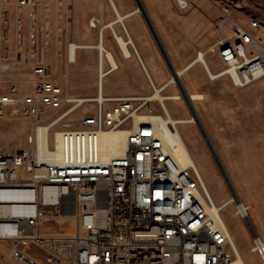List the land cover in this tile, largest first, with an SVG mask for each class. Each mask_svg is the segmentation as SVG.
Instances as JSON below:
<instances>
[{
  "label": "built area",
  "instance_id": "1",
  "mask_svg": "<svg viewBox=\"0 0 264 264\" xmlns=\"http://www.w3.org/2000/svg\"><path fill=\"white\" fill-rule=\"evenodd\" d=\"M15 1L29 9L46 0ZM179 12L191 10V0H174ZM234 1H226L213 29L220 37L213 45L221 68L212 77L198 51L183 69L188 72L201 62L211 79L229 78L238 88L264 79V29L257 35L236 21ZM8 19V13L0 10ZM100 19L92 18L97 25ZM251 26L260 28L258 21ZM18 31L23 23H16ZM227 32V33H225ZM224 33V34H223ZM29 46L19 42L11 54L0 53V116L10 110L33 120L28 146L0 147V245L15 264H227L237 252L230 231L223 221L226 205L216 203L195 166H180L174 158L163 130L154 127L160 117L148 94L88 96L94 112L75 116L78 95L68 92V81L49 68L46 53L47 29L33 26L28 33ZM72 43L69 44V46ZM132 54L136 49L130 46ZM104 68L112 71L105 59ZM28 78L19 71L28 70ZM178 69H175L177 71ZM172 75L164 84L177 87ZM152 90L155 85L152 83ZM101 94V84L98 85ZM140 119H148L143 133H136ZM106 121H117L119 130H127L126 145L116 164H102L89 147L93 131L106 128ZM46 132H43V131ZM59 130L85 134L89 157L74 152V143L63 147ZM108 130V129H107ZM237 214L252 234V251L264 264V238L253 229L250 207ZM57 216L72 218L75 230L70 234H49L43 225ZM252 222V224H251ZM39 248L43 257L30 252ZM0 264H4L0 258Z\"/></svg>",
  "mask_w": 264,
  "mask_h": 264
},
{
  "label": "rangeland",
  "instance_id": "2",
  "mask_svg": "<svg viewBox=\"0 0 264 264\" xmlns=\"http://www.w3.org/2000/svg\"><path fill=\"white\" fill-rule=\"evenodd\" d=\"M208 1L210 3L206 2V4H199L201 1L195 4L192 1L193 6L190 10L192 17L187 19V23L190 26L187 38H193L194 40L195 38L201 37L204 38V43H206L220 37V33L213 29V25L212 29H210V23L211 21L213 23L214 19L217 18L220 8L226 1H234L237 4V6L232 8L231 12L232 17L236 21H240L247 29L257 35L261 34L262 29H264V0ZM4 4L5 3L0 4V10H2L1 8H3ZM6 11L8 13V19H5L0 14V53L10 52L8 54H11L16 50L18 43L15 45L14 40H8L7 38H17L21 36L20 38H22L21 40L23 42L21 47H23L25 43V38L28 41L27 46H29L28 33L32 27H24L21 31H18L16 23L21 21V19L14 21L12 26L11 21L15 15L22 12L24 13L25 7L18 9L11 3L6 6ZM253 21H258L260 28L252 27L251 23ZM122 29L124 31V28ZM150 34L157 48L165 54L167 65L173 72L175 68L164 49L161 37L159 36L160 38H158L160 39L159 44L153 37L151 31ZM48 40L50 43L46 53L47 64L54 74L66 79L68 67L77 64V62L68 61L69 44L73 42L87 44L89 42H86L84 38H48ZM11 49H13L12 52L10 51ZM59 52L62 54L64 60L62 64L60 63L62 72H59L57 69ZM114 52L118 56V50L116 48ZM78 54H83L89 63H97L99 60V50L97 48H78L77 56ZM133 60L134 59H131L129 61L131 62ZM206 60L215 73L222 66L218 60L217 53L211 50ZM151 62L152 68L154 69H151L153 74L154 72L160 75L167 74V67H164L160 63L154 52L151 53ZM176 62L180 63V60H176ZM126 70L134 74L132 79L136 85H134V87L143 90L121 92V86L123 87V84L119 81L121 77L117 74L120 70L117 69L105 77L107 84L105 93L124 96L150 94L153 92L149 83L143 81L138 76V68L131 65V67ZM19 72L22 73L23 78H28L29 69ZM90 73V70L87 69L86 75L90 76ZM182 79V87L187 92L188 90L191 92H201L206 96L203 99L195 100V104L192 103V106L196 114L198 113L202 124H204L210 133L222 160L233 178L239 195L246 203H248L246 195L252 198L254 195L257 198L255 206L250 208V216L255 227L264 230V197L263 193L259 195L255 190L259 181L264 191V79L247 87L238 88L229 78L211 79L207 71H203L202 64H196L190 71L182 75ZM82 81L83 83L87 82V78L82 79ZM177 85V87L170 86L164 90V93H180L181 86L179 84ZM88 87L90 88L91 86L89 85ZM6 91V83H0V93ZM68 92L78 96H95L97 95V87L95 86L92 91H78L75 89V86L71 84L70 86L68 85ZM89 92L91 94H89ZM166 103L175 118L185 119L193 114L191 107L187 104L185 99H168ZM85 104V106L83 105L75 111V116L83 115L86 112H94L95 106L93 103ZM154 105L161 114L165 115V110L159 103L155 102ZM32 125V119L25 118L17 111L10 112V110H8L5 115L0 116V147L9 145L28 146V135ZM178 127L202 177L212 189L217 201L223 203L231 195L230 187L221 174L201 134L199 125L197 126L192 122H182L179 123ZM237 177H240L241 182ZM236 207L235 204H231L224 210L226 223L232 230L230 231L234 235L247 264H263L261 258L250 250L253 242L252 234L247 224L242 219H239L240 217L237 214ZM43 228L47 233L53 235L60 233L70 234L75 230V221L72 218H68L67 220L50 219L45 222ZM10 245V242H4L0 245V258L4 264L16 263L5 249ZM30 252L41 257L44 255V253L35 246H31Z\"/></svg>",
  "mask_w": 264,
  "mask_h": 264
},
{
  "label": "crops",
  "instance_id": "3",
  "mask_svg": "<svg viewBox=\"0 0 264 264\" xmlns=\"http://www.w3.org/2000/svg\"><path fill=\"white\" fill-rule=\"evenodd\" d=\"M192 1L195 4H198L200 1L201 2L199 4H206V2L210 3L208 0ZM11 3L16 6V8L21 9L17 6L15 1L5 3L1 9L6 11V6ZM139 3L142 5L141 11L138 10ZM28 13L29 9L25 7L24 13L22 12L16 14L11 21L12 26L14 21L21 19L23 28L33 26L46 28L47 38H84L85 41L89 43H96L99 41V38H104L107 47L111 48L113 52L116 48L118 50V56L115 52L114 54L119 63L117 69L120 70L117 75L121 77L119 81L123 84V87L121 86V92L129 90H143L138 87H134L135 83L132 80L134 74L126 70L129 69L131 65L138 68V76L143 81L148 82L151 88L152 83L155 86H163L173 75L172 70L167 65L164 54L157 48L151 37V29L146 16L150 18L153 26L157 29L164 49L175 69H181L188 65L196 58L197 52L200 50L209 53L210 48L219 39L218 37L204 43V38L201 37L195 38L194 40L193 38H187L188 30L190 29L187 19L192 17L191 11L186 14L179 12L174 0H46L39 2L35 7V18L33 20L30 19ZM219 15L220 12L217 17ZM94 17L100 19V22L97 25L91 24V20ZM121 17H123V19H121ZM238 22L241 23L240 21ZM210 24V29H212V21ZM122 28H124V31ZM119 36L134 39L135 46L140 54V59L138 56H132L131 58H126L124 56L121 47H119V41L116 39L119 38ZM18 37L7 39L12 41L14 40V44L16 45V43L19 44V42L22 41V38H20L21 36ZM24 42L23 47L27 46L28 41L26 38ZM10 51L12 52L13 49ZM153 52L158 57L160 63L164 67H167L168 70L166 75H160L157 72H154L153 74L151 72V69H153L151 64V53ZM58 55L57 69L59 72H62L60 63L62 64L64 60L60 52ZM131 59L134 60L130 62L129 60ZM176 60H180V63H177ZM76 62V65L68 67L66 71L68 85L70 86L73 84L75 89L78 91H92L96 86L98 91V62L89 63L83 54H78ZM196 64L202 63L197 62ZM87 69L91 72L90 76L86 75ZM203 71H206L204 66ZM85 78H87V82L83 83L82 79ZM89 85L91 86L90 88L88 87ZM106 85V79H104V90L106 89ZM89 94L91 93L89 92ZM237 178L241 182L240 177ZM255 190L256 193H259V195H261L260 193H263L264 197L261 182L258 181V186ZM246 198L248 203H246L241 197V199L250 208L254 207L257 202V198L254 195L253 198L246 195ZM256 229L264 238V230H260L259 228ZM250 250L252 251V245Z\"/></svg>",
  "mask_w": 264,
  "mask_h": 264
},
{
  "label": "bare ground",
  "instance_id": "4",
  "mask_svg": "<svg viewBox=\"0 0 264 264\" xmlns=\"http://www.w3.org/2000/svg\"><path fill=\"white\" fill-rule=\"evenodd\" d=\"M123 19V17H121ZM122 21V20H121ZM103 37V33H102ZM119 41V44L122 50L123 54L130 55L132 54V50L130 48L131 45H133L136 49L137 56L140 59V54L138 52V49L135 46V42L133 38H123L122 36H119V38H116ZM157 42L160 44V39L156 38ZM78 48H97L99 50V60H98V70H99V83L101 84V94L91 96L95 98H99L100 100L104 97V87H103V80L105 77L116 70L118 68V61L113 53V51L107 47L104 38H99V41L96 43H77L73 42L69 46V53H68V61L69 62H76L77 60V49ZM211 51H213V46L210 48ZM142 57V56H141ZM207 66L208 70L211 73L212 77H216V73L213 71L211 66L209 65L208 61L206 60L205 56H201ZM105 59H107L111 65H112V71L109 73V71H106L104 68V62ZM193 61V60H192ZM196 64V63H195ZM207 71V70H206ZM184 69H178L175 71L173 69V81L176 82L181 86V92L180 93H174V94H166L164 93V90H166L168 87L166 85H163L161 87L155 86V89H153V92L148 94L152 100H158L161 103L162 108L165 110V115L160 113V117H154V127H157V130H163V133L167 136V139L170 143V150L176 159L177 163L180 166H195L196 170L198 171L199 175L201 176V179L205 185V187L208 189L209 194L211 195L213 201H214V210L218 211L220 206L216 203V199L211 193L210 186L206 183L204 178L202 177L194 158L187 146V143L178 127L179 123L182 122H192L195 123L197 126L199 125L201 134L221 172L223 175L225 181L230 187V197L224 201L223 203H220L221 207L226 205V208L230 206L231 204H235L237 208L240 211H244L245 207L244 205H247L243 202L241 199V196L238 193V190L234 184L233 178L226 167V164L222 160L217 147L215 143L212 140V137L204 124H202V121L200 120L198 113L196 114L194 107L192 106V103L195 104V100H200L205 98L206 96L201 92H191L188 90V92L182 87L181 81L182 75L184 74ZM208 73V71H207ZM123 96V95H119ZM168 99H175V100H184L189 104L191 107V110L193 111V114L185 119L181 118H175L166 101ZM78 101L80 104L88 103V96H78ZM143 126H148V119H140V126H136V133H143ZM108 129V130H107ZM43 132H46L45 130ZM126 138H127V130H119L118 128V122L117 121H106V128H100V131H93V138L92 140H89V147L93 148L95 150V153L98 154V158L101 159L102 164H116V157L114 156H121V149L125 148L126 145ZM58 139L63 141V147H70V142L74 143V152H79L82 157H89V148L88 143L85 140V134H76V133H69L66 132V130H59L58 132ZM225 208V209H226ZM223 221L228 227L226 223V219L224 217ZM57 219L59 220H67V217L64 216H57ZM252 224V222H251ZM253 225V224H252ZM253 225V229H254ZM229 229V227H228ZM230 231V229H229ZM230 236L232 238L233 246L237 252V258L233 263H227V264H247L237 242L234 237V235L230 231Z\"/></svg>",
  "mask_w": 264,
  "mask_h": 264
},
{
  "label": "water",
  "instance_id": "5",
  "mask_svg": "<svg viewBox=\"0 0 264 264\" xmlns=\"http://www.w3.org/2000/svg\"><path fill=\"white\" fill-rule=\"evenodd\" d=\"M138 10L139 11H141L142 10V5H141V3H139V8H138ZM146 19H147V22H148V24H149V26H150V29H151V31H152V33H153V35H154V38L156 39V38H160L159 37V35H158V33H157V31H156V29H155V27L153 26V24H152V22H151V20H150V18L148 17V16H146ZM157 40V39H156ZM164 54V53H163ZM164 57H165V54H164ZM166 58V57H165Z\"/></svg>",
  "mask_w": 264,
  "mask_h": 264
}]
</instances>
